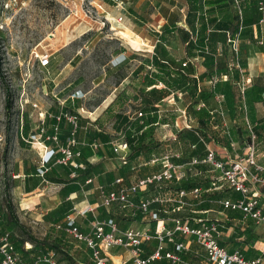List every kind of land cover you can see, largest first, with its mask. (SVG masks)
Instances as JSON below:
<instances>
[{"label":"crops","instance_id":"crops-1","mask_svg":"<svg viewBox=\"0 0 264 264\" xmlns=\"http://www.w3.org/2000/svg\"><path fill=\"white\" fill-rule=\"evenodd\" d=\"M260 3H264V0H240L243 11L242 22L237 19V10L232 0H147L145 4L154 8L151 13L145 7L141 11L135 9L133 11L129 7L126 11L121 5L120 9L118 7L121 12H119V20L110 16L111 20L121 26L115 31L126 32L130 36H127L130 48L121 49L113 57L112 64L115 67L124 59L126 60L117 67L132 65L133 61L128 58L135 55L150 58L148 63L151 66H153V58H156L167 64L171 70L177 71L170 70L171 73L176 74V80L168 81L166 75H161L160 77L167 82H160L161 87L156 86L161 91L174 89L175 99L167 95L155 105L165 107L168 106L166 102L172 104V100H175L177 107L173 111L177 113L176 117L179 120L177 128L184 132L181 141L194 151L187 159L179 153L180 159H174L176 163L184 164L193 158L204 159L206 147L201 142V138H204L222 158L232 159L235 152L242 153L245 148L239 151L231 134L239 137L243 135L242 131L249 129V138L250 131L256 135L257 162L264 166V29L260 25ZM123 17L126 25H122ZM149 25L154 29H149ZM229 36L237 41V52L228 42ZM136 41L138 44H135ZM172 60L177 65L171 66L169 62ZM186 62L187 66L184 67L183 63ZM140 64L145 66L142 62L135 64L132 72L119 81L112 96L103 99L92 110L85 107L84 101L78 100L81 97L69 95L63 101L57 98L58 105L41 110L40 113H32L31 116L37 117V114L39 116L36 122H30L28 117L29 131L26 133L22 127L13 141L3 161L2 180L0 179V191L3 184L7 187L5 185L7 183V192L14 207V214L27 231L34 230L35 236H45L53 243L65 241L67 236L74 239L56 228L59 225L65 227L67 218L72 216L75 218L76 226L84 235L90 234L93 222L109 219L115 220L120 231L134 229L155 235L162 226L169 230L173 229L176 219L186 221L189 211L192 214L199 213L196 210H189L187 207L190 206L178 210V192L165 189L158 191L155 188H149L132 197L137 203L157 195L166 200L163 204H153L148 215L140 214L132 217L129 211L122 210L119 204L110 208L102 206V191L108 193L119 190L121 185L116 184L118 179H122L124 186H129L147 175L160 171L161 158L167 154H162L160 146L159 150L152 148L133 158L129 147L128 164L123 165L124 154L116 153L114 147L127 143L125 128L117 129L121 127L120 120L115 127L117 121L115 115L126 116L129 120L136 118L137 115L131 105L138 102L139 91L146 88L147 79L152 77L144 73L143 69L141 75L137 73ZM149 64L145 67L150 68ZM153 70L156 71V68ZM136 73L138 75H135ZM185 76L188 81L184 84ZM210 93L214 94L210 97ZM162 94L165 95V92ZM162 103L164 104L161 105ZM202 110L211 115V118L205 119L204 124H201L194 115ZM108 111L113 118L105 123ZM161 112L160 109L151 112L155 123L145 127V130L151 133L146 139L147 145H154L155 134L166 133L170 126L160 115ZM62 114L78 117L77 144L73 148L75 153L80 154L75 159L78 167L58 165L54 159L44 169L43 174L40 170L41 160L47 149L44 145L30 143L28 139L38 132L36 129L42 123L47 127V135H53L52 126L57 123L56 118ZM23 120L25 122V119ZM60 129L59 142L65 146L71 137L73 125L63 118ZM201 130L215 137L209 140L199 133ZM45 145L48 149H56V145L51 141H47ZM193 146L196 148L194 149ZM157 153L162 156L156 158ZM157 163L160 164V169L151 172L148 168ZM202 174L203 171L200 170L199 175H188L186 179H196ZM218 175L219 173L216 172L213 181ZM89 181L91 182L88 183ZM212 185L218 187L206 191L220 190L214 196L220 197L216 201L217 204L221 199H238L235 196L237 193L226 186L221 189V183H212ZM86 210L89 212L85 216L79 215ZM202 212L207 215V219L190 215L188 221L191 226H199L195 219L216 222L221 232L220 244L229 253L240 251L250 260L261 256L264 243L260 242V239L263 235L254 241L255 244L253 243L250 249L247 246L255 237L248 231L250 225L254 224L252 220L241 225V213L226 211L221 205L208 206ZM231 226L235 228L244 226V229L240 228V231L232 232ZM108 230L109 228H106V231ZM8 232L12 234V231ZM40 240L43 238L40 237ZM181 243L186 249L180 253L182 262L178 264H210L206 252L198 245L196 238L191 236L176 233L173 241L165 240V251L176 252V245ZM81 244L86 247L87 256L90 258V250L84 243ZM27 245L32 250L31 244ZM158 246L159 241L154 238L143 242L141 258L148 259ZM105 255L109 264H133L129 250L123 247L105 250ZM40 257L35 258V261ZM151 264H168V261L164 258Z\"/></svg>","mask_w":264,"mask_h":264},{"label":"rangeland","instance_id":"rangeland-1","mask_svg":"<svg viewBox=\"0 0 264 264\" xmlns=\"http://www.w3.org/2000/svg\"><path fill=\"white\" fill-rule=\"evenodd\" d=\"M146 1L0 0V54L2 56V67H0V132L5 137L4 148L1 152L2 161H5L13 141L21 132L23 119L26 122L29 117L30 122H36V118L39 116L38 114L37 117L31 116L32 113H40L41 110L53 107L55 104L58 105L57 98L63 101L69 95L81 97L83 100H78L84 101L85 107L92 110L103 99L112 96L119 81L132 72L135 64L140 62L144 63L145 66L149 64L150 58L135 55L128 58L133 61L132 65H124L119 68L112 64L113 57L121 49H129L130 47L127 37L122 35L119 30L115 31L121 26L111 20L110 16L119 20L120 10L118 7L120 9L121 5L126 11L129 7L133 11L134 9L141 11L145 7L151 13L154 8L149 4L146 5ZM126 15H128L127 12ZM122 25H126L125 18ZM149 29L153 30L154 28L149 25ZM149 29L147 30L150 32ZM46 55L50 57V65L47 68H41L40 58ZM149 65L150 68H146L140 64L139 68L148 75L153 76L159 73L157 69L156 71L153 70L155 69L154 66ZM138 74L141 75V70ZM158 86L161 87L160 84ZM7 91L10 93V101L12 102L10 111L6 110ZM162 92H165L169 98L175 99L174 89H163ZM138 94V102L131 105L136 115L139 112L144 113L141 91ZM83 96L85 97L82 98ZM166 103L168 106L157 107V109L162 110L160 115L170 126H168L166 133L158 132L155 134V148L159 150L161 146L162 154L180 153L182 157L187 159L194 151L192 148L186 147L181 141L184 132L177 128L179 120L176 117L177 113L173 111L177 107L175 100H172V104ZM35 106L37 107L35 108ZM125 109L127 111V108ZM107 120L108 114L105 117V123L109 122ZM248 133L249 129L242 131L243 135L239 137L231 134L239 151H242L249 144ZM159 153H157L156 158L162 156ZM150 167L148 169L155 172L160 169V164L157 163ZM215 176L216 173L207 168L206 171H203L202 176L196 180L207 183L210 190L218 187V185H212ZM5 185L7 187H4L3 184L0 191V211L8 214L10 199L7 192L8 184L5 183ZM201 190L202 193L197 199L189 198L188 202L193 203V206L187 207L189 210H196L199 213L192 214L189 211V214L186 215V221L191 217L190 215L207 219V215L203 214L202 211L208 206L220 205L216 203L220 197H214L220 190ZM235 196L240 197L239 194ZM240 228L244 229V226L232 227L230 231H240ZM260 230L261 228L257 229L255 224L248 228L249 233L255 236L254 238L251 236L254 240L247 244L249 249L253 246L254 241L260 239V235H262ZM9 231H12V234L19 239L26 240L23 249L24 247L28 248L27 244H31L33 248L29 255L35 256L37 252L33 251H36L35 247L38 246L43 251L37 257H43L49 253L54 256V261L57 264H92L91 259L87 256L86 247L69 236L65 241L60 240L53 243L48 241L45 236H35L34 230H26L24 233L19 227L13 226ZM30 237H33L35 241L31 240ZM40 237L43 240H40ZM260 242L264 243V236ZM42 243L46 245L42 246ZM24 251L26 250L24 249ZM18 253L21 254L19 251Z\"/></svg>","mask_w":264,"mask_h":264},{"label":"built area","instance_id":"built-area-1","mask_svg":"<svg viewBox=\"0 0 264 264\" xmlns=\"http://www.w3.org/2000/svg\"><path fill=\"white\" fill-rule=\"evenodd\" d=\"M237 10V18L240 22L243 20V11L240 5V0H232ZM261 13L260 25L264 29V3L259 4ZM121 21V19H120ZM228 42L232 45L235 52L238 50L237 41L229 36ZM124 59L123 61H125ZM120 61L117 66L123 63ZM50 65V57L48 55L40 58V67L47 68ZM187 66V62L183 63ZM78 97V96H77ZM37 106H35L36 108ZM142 117V113L138 114ZM68 120L73 125L71 137L68 139L65 146L59 142L60 122L62 119ZM57 123L52 126L53 135H47V127L44 123L36 129L37 133L29 137L30 143L44 145L47 152L41 160L40 170L44 174V169L55 159V163L62 166H75V159L80 155L75 153L73 148L77 144L76 135L78 131V117L71 114H62L56 118ZM23 127V123L21 128ZM206 147V156L200 160L193 158L184 164H178L174 159H180V154L167 153L161 158L162 169L151 175H147L137 181L135 184L124 186L122 179L116 181L117 185H121L119 190L111 192H101L102 206L110 208L115 204H119L122 210H128L129 215L136 217L138 215H148L151 213L150 207L153 204H163L166 202L160 195L154 196L151 199H143L140 202H135L133 196L137 195L150 187H162L186 180L187 176H197L200 174L199 166L206 165L214 173L219 175L214 181L221 183V189L227 187L229 190L240 195L238 199H221L218 203L226 211L239 212L242 215L241 225L246 221L252 220L256 227H260L264 236V166L259 164L256 159V135L250 131L249 144L245 150L235 152L232 159H225L213 149L204 138L200 139ZM47 141H51L56 145V149H48L45 145ZM5 137L0 132V179L3 173L2 150L4 148ZM116 153L124 154L122 157L123 165H127V151L129 146L127 143L114 146ZM195 149L196 146H193ZM2 180V179H1ZM89 181L88 183H90ZM202 190L194 189L191 192L181 190L178 192V210L184 209L187 206H192L187 199H197ZM89 210L79 213L85 216ZM3 215L0 211V264H31L18 253L16 247L11 241L12 234L3 231ZM199 224L198 227L190 225L189 221L180 219L174 220V228L169 230L162 226L155 235L150 233L140 232L134 229L120 231L114 219L107 221H95L92 223V230L89 235H84L76 226L75 218L72 216L67 218L66 226H57L58 231H64L74 237L78 242L84 243L90 250V258L92 264H109L108 258L105 255V250L113 247H123L129 250L133 264H151L154 261L166 259L168 264H178L181 261L180 253L186 248L184 244L176 245V252L165 251V240L173 241L174 235L180 233L183 236H191L196 238L200 247L206 252L210 264H264V251H261V256L255 259H246L240 251L229 253L220 244V229L216 222L203 221L195 219ZM106 228H109L106 231ZM157 239L159 246L156 251L148 258L142 259L143 242L151 239ZM26 252L30 248L24 247ZM33 264H57L54 261V256L47 254L38 258Z\"/></svg>","mask_w":264,"mask_h":264},{"label":"trees","instance_id":"trees-1","mask_svg":"<svg viewBox=\"0 0 264 264\" xmlns=\"http://www.w3.org/2000/svg\"><path fill=\"white\" fill-rule=\"evenodd\" d=\"M152 63H153V66L158 70L159 73L148 78L147 82H146V84H147L146 88L141 91V94H142L141 101H142V106H143L142 110L144 113H142V112H139V113H142V117H139L137 115L135 119L129 120V118L126 116L115 115V118L117 119V121L115 123V127H116L118 121L120 120L121 121V127H117V129L121 130V128H125L126 142L132 151V157L133 158H137L141 154H144L147 151L151 150L152 148L154 149L156 147L155 145H152V144H150V145L146 144V139L148 138V136L149 137L151 136V133L146 131L145 127L155 123L154 118L151 117V112L157 111L158 109L155 105L158 104L161 100H163L167 96V95H163L162 91L157 89V87H156L159 85L160 82H167V80L162 79L160 76L166 75L168 78V81L169 80L170 81L176 80L175 79L176 74L170 72L171 69L168 67L167 64L159 61L156 58H153ZM169 64L171 66L177 65V63L174 60L170 61ZM0 67H2V56H1V54H0ZM139 70H142V69H139ZM171 71H173V70H171ZM173 72H177V71H173ZM181 76H182V74H181ZM187 81H188V79L185 76L184 81H183L184 84ZM147 88H151V89L148 90ZM212 94H214V93H210L209 96L211 97ZM10 98H11L10 93H9V91H7V102H6V110L7 111H10V109L12 108V102L10 101ZM107 113H108V120L107 121H110L113 118V115L111 114L110 111H108ZM194 115L197 116V119H199V122L201 124H204L206 122L205 119L211 118V115L207 114L206 111H203V110L199 111L197 114L194 113ZM146 116H147V118H146ZM28 125H29L28 121L24 122L23 131H25L26 133L29 131ZM199 133L203 134L206 138H209V140H212L215 137V136L213 137V136L209 135L207 132H204L202 130ZM59 135H60V132H59ZM199 168L202 171H206L207 168H210V167L199 166ZM213 184H220V182L213 181ZM150 188H155V187H150ZM197 188L204 189L206 191L209 189V185L207 183H202L200 181H197L196 179L190 178V179H186L184 181L175 182L173 184H169V185H165L162 187L155 188V190L159 191V190L165 189V190H174L176 192H179L181 190H185L187 192H191ZM2 226H3L4 232H8L10 230V228H12L13 226H17L21 230H23L24 233H26L25 227L19 223L17 217L15 216L14 207H13L12 203H10V202L8 203V214L3 215ZM30 238H31V240L35 241V239L33 237H30ZM11 241L14 244V246L16 247L17 251H19L21 253V255L24 257V259H26L30 263L31 262L35 263V258H37L38 254L43 251L42 248L39 249V247L36 246L35 247L36 251H33V252H37V254L35 256L33 254L29 255L30 252H32V251L26 252L23 249V245L26 242V240L19 239L18 237H16L15 235L12 234ZM45 245H46L45 243H42V246H45ZM28 255L30 256V258H28L29 257Z\"/></svg>","mask_w":264,"mask_h":264},{"label":"bare ground","instance_id":"bare-ground-1","mask_svg":"<svg viewBox=\"0 0 264 264\" xmlns=\"http://www.w3.org/2000/svg\"><path fill=\"white\" fill-rule=\"evenodd\" d=\"M121 34L124 35V36H126V37H127V36L130 37L129 35H127L126 32H121ZM135 44H138V42L136 41Z\"/></svg>","mask_w":264,"mask_h":264}]
</instances>
